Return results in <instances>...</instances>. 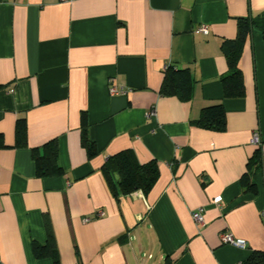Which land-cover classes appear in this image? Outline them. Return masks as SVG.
Returning a JSON list of instances; mask_svg holds the SVG:
<instances>
[{"label":"crops","instance_id":"1","mask_svg":"<svg viewBox=\"0 0 264 264\" xmlns=\"http://www.w3.org/2000/svg\"><path fill=\"white\" fill-rule=\"evenodd\" d=\"M262 11L264 0H0V264H53L32 250L49 234L60 264H242L264 251L258 29L240 57L244 95L223 97L220 82L222 42L235 38L237 18ZM168 65L189 68L190 100L161 95ZM109 86L124 92L111 95ZM215 102L224 130L193 123ZM82 113L92 157L81 144ZM53 139L62 173L39 177L32 149ZM258 148L257 190L245 192L240 178ZM124 149L139 163L157 162L148 192H111L101 167ZM222 232L246 246L223 243Z\"/></svg>","mask_w":264,"mask_h":264},{"label":"trees","instance_id":"2","mask_svg":"<svg viewBox=\"0 0 264 264\" xmlns=\"http://www.w3.org/2000/svg\"><path fill=\"white\" fill-rule=\"evenodd\" d=\"M253 29H258L264 41V11L258 16L237 18V32L233 39H226L222 42L221 50L225 56L228 71L220 78L223 97H242L245 93L243 72L240 66V57L245 42ZM194 77L186 66L168 65L160 86V93L164 96H176L180 100L191 99L194 88ZM201 128L222 131L226 125L225 110L221 102H215L203 107L199 117L193 121ZM81 144L89 157H92L96 150L94 142L88 134V126L85 115L81 114L80 122ZM17 142L25 138V124L20 121L16 128ZM42 152L38 148L32 149V156L35 161L36 175L39 177L49 175H60L62 168L58 161V148L55 139L43 144ZM261 168L260 149H256L246 164V171L240 178L242 190L255 193L256 173ZM107 179L109 188L115 197L119 193L128 194L136 190L146 193L156 182L159 176V168L156 161L139 163L130 149L121 150L107 158L101 167ZM111 172L118 176L117 180L112 179ZM32 250L35 257H50L53 264H60L54 241L49 234L46 243L32 242ZM242 264H264V251L254 250Z\"/></svg>","mask_w":264,"mask_h":264},{"label":"built area","instance_id":"3","mask_svg":"<svg viewBox=\"0 0 264 264\" xmlns=\"http://www.w3.org/2000/svg\"><path fill=\"white\" fill-rule=\"evenodd\" d=\"M62 1H68V0H62ZM198 31L200 32H203V33H206L207 32V27L205 24H201L199 27H198ZM124 90L123 88H117V87H114V86H109V93L111 95H114V94H118V93H123ZM147 117H152L155 115V110L154 109H150L149 111L146 112L145 114ZM251 141L257 145H261L263 142L259 136V133L258 132H253L252 136H251ZM221 196H216L213 198V202L214 203H218L219 201H221ZM96 215L97 216H100L102 215V211L101 210H98L96 212ZM262 215H264V212H262ZM192 218L195 222H201L202 221V216H201V210L198 209L194 212H192ZM91 218L88 217V216H85L82 220L83 222H87L89 221ZM220 239L223 243H227V244H232L234 246H238V247H245L246 246V242L245 240L241 239V238H235L230 232H222L220 234Z\"/></svg>","mask_w":264,"mask_h":264}]
</instances>
